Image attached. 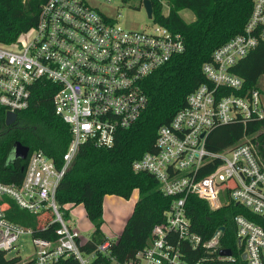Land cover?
I'll return each mask as SVG.
<instances>
[{
	"label": "built area",
	"instance_id": "obj_1",
	"mask_svg": "<svg viewBox=\"0 0 264 264\" xmlns=\"http://www.w3.org/2000/svg\"><path fill=\"white\" fill-rule=\"evenodd\" d=\"M129 1L45 0L28 45L19 43L23 35L11 45L0 44V110L6 115L26 111L34 85L50 81L59 89L53 97L55 112L72 135L61 167L36 150L29 153L21 184L0 182V201L10 199L34 215L50 212L58 225L56 241L38 238L32 229L10 221L0 207V252L8 264H58L71 257L80 264H103L97 262L100 255L111 258L115 239H107L92 254L82 251L87 242L73 228L75 205L61 207L58 188L84 144L111 148L118 134L140 119L148 105L147 80L186 51L183 35L162 25L154 7L149 18L153 28L137 30L102 13L99 4ZM146 1L141 0L144 6ZM154 1L167 16L169 0ZM262 43L264 0H253L243 33L214 52L202 69L206 82L158 130L154 150L133 162L134 173L151 175L160 192L174 201L164 222L154 227L150 244L128 264L236 263L239 257L246 264H264V75L259 87L250 88L236 72ZM17 46L19 50L12 49ZM225 126L240 127V137L220 150L210 149L212 133ZM192 196L213 212L246 210L231 215L239 257L233 252L221 255L225 231L218 229L204 239L194 230L187 209ZM22 235L32 236L34 254L27 259L9 257ZM191 250H202L205 256L190 262Z\"/></svg>",
	"mask_w": 264,
	"mask_h": 264
},
{
	"label": "trees",
	"instance_id": "obj_2",
	"mask_svg": "<svg viewBox=\"0 0 264 264\" xmlns=\"http://www.w3.org/2000/svg\"><path fill=\"white\" fill-rule=\"evenodd\" d=\"M44 2L0 0V44L11 45L36 27ZM152 3L159 22L183 35L186 51L147 80L148 105L145 111L130 129L118 134L113 147L97 148L86 143L80 148L56 195L61 207L68 204L85 207L94 232L82 251L92 254L107 240L102 233L104 198L114 195L129 200L139 190L140 198L134 212L122 235L112 244L111 258L104 259V255H100L97 260L103 264H128L134 260L152 241L154 227L164 222V214L174 198L161 193L158 182L151 175L134 173L132 164L154 150L158 130L168 125L185 107L188 95L206 82L203 66L212 60L219 47L243 33L253 8V0H169V14L164 16L162 5L154 0ZM184 10L192 11L196 20L185 22L180 16ZM236 72L245 78L248 87H259L264 75V43L240 62ZM58 90V86L50 81L37 82L33 87L30 108L18 113L16 123L11 126L6 124V111L0 110V182L19 185L25 177L28 160L12 158L17 142L29 147L30 153L42 150L59 167L62 166L72 135L69 126L55 112L53 97ZM241 132L238 126L218 128L212 133L208 146L212 150H220L232 145ZM0 207L10 221L32 229L35 237L51 241L58 239V225L53 223L52 213L31 214L10 199L1 200ZM187 209L198 234L210 239L224 227L223 247L240 256L231 215L235 210H246L232 207L213 212L205 201L195 196L188 199ZM66 216L69 218L68 212ZM189 254L190 262L205 256L202 250H191ZM0 264H8L3 252H0ZM58 264L80 263L71 257ZM205 264L246 263L239 257L236 263Z\"/></svg>",
	"mask_w": 264,
	"mask_h": 264
},
{
	"label": "rangeland",
	"instance_id": "obj_3",
	"mask_svg": "<svg viewBox=\"0 0 264 264\" xmlns=\"http://www.w3.org/2000/svg\"><path fill=\"white\" fill-rule=\"evenodd\" d=\"M101 12L118 20L119 24L127 29L151 30L155 24L149 19L147 10L141 0H131L126 5L120 3L107 5L99 3ZM165 14H168V8H165ZM182 19L187 23H192L196 20L195 14L190 10H184L180 13ZM35 31H31L20 38L19 43L28 45L35 37ZM13 50H19V46L12 47ZM71 218L74 219L73 216ZM78 230L84 239H88L93 234L92 228H89L88 222L78 225ZM17 249L9 254V257L20 256L22 259H27L34 254V246L32 236L22 235L16 243Z\"/></svg>",
	"mask_w": 264,
	"mask_h": 264
},
{
	"label": "crops",
	"instance_id": "obj_4",
	"mask_svg": "<svg viewBox=\"0 0 264 264\" xmlns=\"http://www.w3.org/2000/svg\"><path fill=\"white\" fill-rule=\"evenodd\" d=\"M139 198V190H136L129 200L114 195H108L104 198V224L102 226V233L106 239L117 240L122 235L127 222L134 212L135 205L139 201ZM71 214V216L74 217V219L71 218L73 220L74 229L78 230V225L88 222L89 228L91 227L92 232H94V225L89 220L83 205L71 207ZM89 239L90 238L85 239V241L88 242Z\"/></svg>",
	"mask_w": 264,
	"mask_h": 264
},
{
	"label": "water",
	"instance_id": "obj_5",
	"mask_svg": "<svg viewBox=\"0 0 264 264\" xmlns=\"http://www.w3.org/2000/svg\"><path fill=\"white\" fill-rule=\"evenodd\" d=\"M145 6H146V10H147L149 18H151L152 12H153V3L150 0H147L145 2ZM17 119H18L17 114L11 113V112L7 113V115H6L7 126H11L14 123H16ZM29 153H30L29 147L23 145L21 142H17V143H15V146H14V149L12 152V158L14 160L26 161L28 159ZM220 230L222 232H224L225 228L222 227V228H220ZM221 255L230 257L232 255V251L229 249H223V250H221ZM243 259L244 260L246 259V255L243 256Z\"/></svg>",
	"mask_w": 264,
	"mask_h": 264
},
{
	"label": "flooded vegetation",
	"instance_id": "obj_6",
	"mask_svg": "<svg viewBox=\"0 0 264 264\" xmlns=\"http://www.w3.org/2000/svg\"><path fill=\"white\" fill-rule=\"evenodd\" d=\"M18 116V115H17Z\"/></svg>",
	"mask_w": 264,
	"mask_h": 264
}]
</instances>
